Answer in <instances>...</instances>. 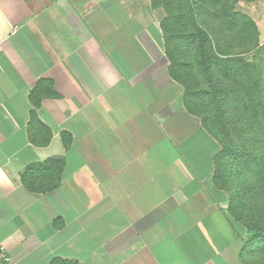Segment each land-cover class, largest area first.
Listing matches in <instances>:
<instances>
[{
  "label": "crops",
  "instance_id": "crops-1",
  "mask_svg": "<svg viewBox=\"0 0 264 264\" xmlns=\"http://www.w3.org/2000/svg\"><path fill=\"white\" fill-rule=\"evenodd\" d=\"M164 16L151 0H0V264H243ZM52 157L59 186L31 190L24 171Z\"/></svg>",
  "mask_w": 264,
  "mask_h": 264
},
{
  "label": "trees",
  "instance_id": "trees-1",
  "mask_svg": "<svg viewBox=\"0 0 264 264\" xmlns=\"http://www.w3.org/2000/svg\"><path fill=\"white\" fill-rule=\"evenodd\" d=\"M236 2L151 0V5L165 13L160 25L169 74L184 88V105L221 146L213 157L212 181L228 194V215L250 232L240 248L241 261L264 264V208H257L264 205V149L246 145L241 132L225 121L238 110L256 120L264 112V43L259 44L254 21L234 8ZM220 123L226 133L218 134ZM63 163L62 157H52L31 165L23 180L33 191L57 188ZM51 264L76 263L55 258Z\"/></svg>",
  "mask_w": 264,
  "mask_h": 264
},
{
  "label": "rangeland",
  "instance_id": "rangeland-1",
  "mask_svg": "<svg viewBox=\"0 0 264 264\" xmlns=\"http://www.w3.org/2000/svg\"><path fill=\"white\" fill-rule=\"evenodd\" d=\"M234 8L242 13L247 14L255 23L256 28L258 30V38H259V44L264 43V0H237V2L234 5ZM163 10V9H162ZM254 52L252 50H249L245 53L247 58H251L253 56ZM262 55V54H261ZM264 55V54H263ZM230 114V113H229ZM233 115V116H232ZM230 114L226 117L225 121H229L230 127L233 126L237 131L239 130L241 132L240 136L245 141L246 145H252L256 146L259 149H264V133L256 134L257 132L264 131V112L258 117V119H251L250 115L248 113L244 114L242 111L238 110L235 114ZM216 123V120H215ZM217 131L218 134L220 133H226L223 125L217 124ZM251 130L254 131L256 134L254 136L253 141L251 134ZM209 133V132H208ZM210 134V133H209ZM211 136L215 139V137L211 134ZM217 142V140L215 139ZM221 149L220 144L217 142V151ZM216 151V152H217ZM225 191V190H224ZM227 194V192H226ZM227 208H228V194H227ZM258 210L261 208H264L262 206L257 207ZM264 209L262 211L261 216L264 217ZM239 231H240V238L242 241V244L246 242L250 238V232L247 229L245 225L242 223H237ZM241 244V245H242ZM247 259V258H246Z\"/></svg>",
  "mask_w": 264,
  "mask_h": 264
},
{
  "label": "built area",
  "instance_id": "built-area-1",
  "mask_svg": "<svg viewBox=\"0 0 264 264\" xmlns=\"http://www.w3.org/2000/svg\"><path fill=\"white\" fill-rule=\"evenodd\" d=\"M2 259H3V261H5V262H10V261H11L10 257L7 256L6 254H3V255H2Z\"/></svg>",
  "mask_w": 264,
  "mask_h": 264
}]
</instances>
